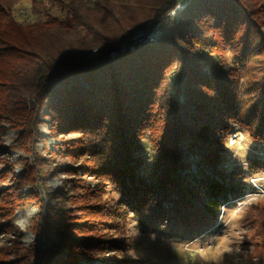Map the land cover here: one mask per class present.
Segmentation results:
<instances>
[{"label":"trees","instance_id":"16d2710c","mask_svg":"<svg viewBox=\"0 0 264 264\" xmlns=\"http://www.w3.org/2000/svg\"><path fill=\"white\" fill-rule=\"evenodd\" d=\"M22 1L0 0V121L29 136L47 104L61 126L81 133L74 149L86 154L83 167L118 196L95 211L111 229L133 204L218 215L242 196L238 172L222 163L224 138L238 123L264 140V0H26L32 18L18 20ZM159 23V39L143 43ZM250 166L264 170V160ZM0 200L4 228L20 199ZM48 220L61 240L50 247L41 229L28 264H91L118 249L86 219Z\"/></svg>","mask_w":264,"mask_h":264},{"label":"rangeland","instance_id":"374dc122","mask_svg":"<svg viewBox=\"0 0 264 264\" xmlns=\"http://www.w3.org/2000/svg\"><path fill=\"white\" fill-rule=\"evenodd\" d=\"M184 4L179 2V7L176 5L169 14L178 13ZM18 12V20L32 18L26 0L21 2ZM160 26L155 25L154 34L145 37L143 43L158 40ZM125 44L126 40L122 41L121 45ZM70 84L72 81L67 83L68 87ZM57 120L44 104L38 110L34 133L25 137L11 123L0 121V195L3 200H10L12 195L20 199L7 218L10 221L3 222L6 227L0 228V248L18 253L0 255V264H28L26 249L36 247L41 229L46 231L44 241L48 236L53 239L48 245H56L61 236L47 229L50 215L74 221L86 219L98 227L94 231L96 237L116 238L118 249L105 252L113 258L94 259L91 264H264V170L250 166L252 159L264 160V140L253 138L245 126L233 123L224 138L222 157L225 169L238 172L237 178L245 185L240 198L223 206L218 215L205 213L200 207L159 212L151 204H133L134 212H127L123 221L119 218L122 226L116 231L106 224V217L95 211L116 205L117 194L107 191L102 180L83 167L88 158L74 149L82 134L75 128L61 126ZM145 139L142 153L147 170L153 152ZM190 158L193 164L189 171L196 172L194 161L199 156ZM0 203L6 205L1 200ZM33 209L36 211L29 232H20L15 219ZM49 209L54 213H49ZM6 230L11 233H3ZM26 235L30 242H25ZM35 259L40 260V256L36 254Z\"/></svg>","mask_w":264,"mask_h":264},{"label":"clouds","instance_id":"9594fccd","mask_svg":"<svg viewBox=\"0 0 264 264\" xmlns=\"http://www.w3.org/2000/svg\"><path fill=\"white\" fill-rule=\"evenodd\" d=\"M177 7H179V5H177ZM35 211H36L35 209L26 211L24 214L18 215V217L15 219L14 221L15 226L19 229L20 232L22 233L29 232V228L31 227L32 224V217ZM25 242H30V238L27 235L25 236Z\"/></svg>","mask_w":264,"mask_h":264}]
</instances>
